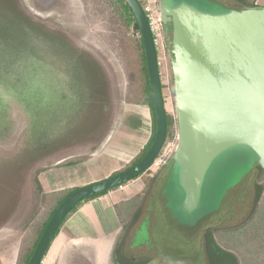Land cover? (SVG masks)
I'll return each mask as SVG.
<instances>
[{"label":"rangeland","instance_id":"1","mask_svg":"<svg viewBox=\"0 0 264 264\" xmlns=\"http://www.w3.org/2000/svg\"><path fill=\"white\" fill-rule=\"evenodd\" d=\"M19 1L21 8L33 20L64 33L78 47L94 55L102 64L109 82L110 106L108 118L101 119L98 129L92 131L90 138L78 135L70 139L75 143L69 147L42 156V145L51 140L53 134L66 135V132L71 131L68 127L73 122L65 120L67 117H74L76 111L74 110L73 114V110H68V104L75 102L74 105L80 106L84 114L88 112L84 103L74 99L77 94L87 91L82 88L78 89L77 94L70 92L71 89L65 85L62 78L61 66L57 64L56 68L53 67V58L48 59L47 80L50 87L48 95L45 96L46 103L35 108L27 130L24 116L27 114L16 115L17 127L12 129V135L8 140L0 141V264H16L23 239L29 234L31 226L44 214L42 194L36 183L39 182V175L45 169L56 166V162L62 159L72 161L79 157L89 158V152L107 132L116 127L125 104L138 92L136 78L132 75L125 55L126 41L137 39L138 35H134L133 30L126 27L109 3L104 0ZM139 1L152 17L160 19L159 0ZM173 1L211 14L223 13L238 2V0ZM249 1L256 3L257 0ZM259 2L264 3V0ZM160 29L158 56L162 58L163 78L165 77V82L172 87L167 52L170 49V39H165V34L170 35V28L164 27L161 23ZM162 87L166 110L173 115L174 105L168 100L167 88L163 84ZM37 95L36 93L35 96ZM93 120L95 118H89L84 123L90 126ZM177 136L175 126V135L164 145L160 153L163 154L160 162L152 171L149 170L150 172L141 176L145 187L139 195L144 201V207L142 210L140 208L133 226L134 230L137 229L136 244L145 245L144 253L150 257L165 253L171 260H190L192 264H241L237 254L222 245H220L223 249L222 257H216L209 235L214 229L239 226L252 214L257 198V186L260 183L257 165L253 157L242 149L219 156L204 168L195 198H192L185 189L180 165L171 161L178 144ZM25 140L33 148L31 153L34 157H31V160L35 162L15 169L12 166L13 162L19 161L25 153ZM5 166L11 168L6 169ZM157 169L159 176L154 179L150 175L158 171ZM40 186L46 193L41 184ZM135 192H122L123 195L127 193L122 198H130ZM135 203H117L113 206V211L116 214L120 211L124 215L132 211V204ZM221 236L225 237L227 234L222 232ZM218 237V233L214 234L215 240ZM55 242L42 264H113L111 251L114 244L101 249L99 246L89 244L73 246L68 242L66 248L60 249Z\"/></svg>","mask_w":264,"mask_h":264},{"label":"water","instance_id":"2","mask_svg":"<svg viewBox=\"0 0 264 264\" xmlns=\"http://www.w3.org/2000/svg\"><path fill=\"white\" fill-rule=\"evenodd\" d=\"M143 42L156 116V135L135 165L102 181L80 187L58 207L28 264H42L70 211L89 197L121 188L146 174L159 159L167 137V110L159 56L145 9L125 0ZM160 19L170 25L167 50L178 144L171 161L183 172L195 198L204 168L234 150H245L264 171V6L204 13L173 0L159 1ZM52 248V247H51ZM192 264L159 257L151 264Z\"/></svg>","mask_w":264,"mask_h":264},{"label":"trees","instance_id":"3","mask_svg":"<svg viewBox=\"0 0 264 264\" xmlns=\"http://www.w3.org/2000/svg\"><path fill=\"white\" fill-rule=\"evenodd\" d=\"M104 1L114 8L126 27L132 29L134 35H138L137 39H128L125 43L127 49L125 55L128 59V65L132 75L136 78L138 87V92L134 93L128 103L148 106L152 114V137L137 158L126 167L129 168L137 164L150 150L156 135V116L143 42L134 14L125 0ZM238 2L245 7L257 6L254 1L238 0ZM50 58L54 60L53 67L56 68L57 64L61 66L60 72L63 74L62 78L64 79L65 85L72 90L68 89L70 92L77 94L78 89L82 88L88 92L79 93L76 95L77 97H74L75 101L84 103L87 106L88 112L84 114V110L80 106L74 105L75 102L68 104V110H73V114L74 110L76 111L74 117H67L65 120L73 122L68 127L71 131L66 132V135L59 133L57 135L53 134V138L42 145V156L55 152L60 148L69 147L75 143H72L70 139H74L78 135L80 137L87 136V138H90L92 131L98 129V123L101 119L108 118V109L110 106L108 95L109 82L102 64L94 55L78 47L64 33L52 30L45 24L33 20L21 8L19 0H0L1 142L8 140L12 135V129L17 127L16 115L27 114L24 115L25 130H27L28 125L32 122L31 116L34 115L35 108L38 105L46 103L45 96L46 94L48 95L50 87L49 81L47 80L48 62ZM36 93L38 94L37 96H35ZM89 118H95V120L93 122L91 121L90 126H87L84 121H88ZM175 126V117L167 112L166 143L174 137ZM32 150L33 148L25 140V153L19 161L13 162L12 166L17 169L18 167L33 164L35 160H31V157H34L31 153ZM5 168L10 169L11 167L5 166ZM256 168L259 171L258 181L261 184L259 183L257 186V198L252 214L239 226L214 229L209 235L212 251L214 255L216 254V257H222L223 249L220 246L222 245L226 249L235 252L241 260V264H264V171L258 165ZM36 183L40 187L39 190L42 194L44 214L31 226L29 234L23 239L16 264L29 263L48 222L60 204L69 195L79 189L72 188L44 193L40 183L38 181ZM115 190L117 189L112 191ZM112 191L89 197L74 207L57 231L54 241L61 233L67 221L80 209L83 203L106 196ZM129 202H136L135 205L132 204V211L126 212L124 215L120 211L118 213L120 221L125 225L130 224L131 221L137 218L142 204V198L140 195H136L132 199L122 202V204ZM238 231H241V233L239 234ZM222 232L226 233L227 236L222 237ZM216 233L219 234L217 240L214 238V234ZM237 256L235 255L234 258L238 259Z\"/></svg>","mask_w":264,"mask_h":264},{"label":"crops","instance_id":"4","mask_svg":"<svg viewBox=\"0 0 264 264\" xmlns=\"http://www.w3.org/2000/svg\"><path fill=\"white\" fill-rule=\"evenodd\" d=\"M255 4L264 6V3H260L259 0ZM163 69L161 67V79ZM121 115L116 127L107 132L96 147H93V150L89 152V158L79 157L72 161H70L71 159H62L56 162V166L45 169L39 175V182L46 193L80 188L102 181L124 170L137 158L152 137L151 111L148 106L126 103ZM162 155L159 157L161 158ZM159 162L158 160L156 164ZM154 167L156 165L150 170L152 171ZM158 175L159 170L150 176L154 178ZM144 187L141 177L106 196L83 203L64 225L54 242L60 249L66 248L68 242L73 246L89 244L99 246L101 249L113 245L117 234L119 235L122 229V222L118 214L114 213L113 206L141 194ZM131 191L135 192L133 196L122 198ZM122 192L127 193L123 195ZM118 198L119 200H115Z\"/></svg>","mask_w":264,"mask_h":264},{"label":"flooded vegetation","instance_id":"5","mask_svg":"<svg viewBox=\"0 0 264 264\" xmlns=\"http://www.w3.org/2000/svg\"><path fill=\"white\" fill-rule=\"evenodd\" d=\"M160 1V0H159ZM244 5L237 2L232 8L229 9H241ZM166 27V26H164ZM170 28V25H169ZM148 198V197H147ZM145 200V199H144ZM144 207V201L141 204V210ZM135 220L131 221L130 224H123L122 229L114 243L111 251V259L113 264H151L154 259L159 257H168V254H157L150 257L145 255V245L136 244V230L133 226ZM158 264H164L162 261Z\"/></svg>","mask_w":264,"mask_h":264},{"label":"built area","instance_id":"6","mask_svg":"<svg viewBox=\"0 0 264 264\" xmlns=\"http://www.w3.org/2000/svg\"><path fill=\"white\" fill-rule=\"evenodd\" d=\"M145 11H146V14H147V17H148V20H149V24H150V27H151V31H152V33L154 35V38H155L156 45L158 47V45H159V39H160L159 37H160V32H161V29H160L161 20L160 19H155L154 17H152L149 14L150 12L148 10H145ZM159 65H160V69H161V67H162V58H160V56H159ZM162 79L161 80H162L163 86L167 88L166 92H167L168 100L170 102L172 101V103L174 105L173 93H172V89H171L172 87H169L168 86L167 81L165 82V77L164 78L162 77ZM173 116L175 117V111L173 112ZM177 138H178V136H177ZM158 160H160V157H159ZM155 165H156V163H155Z\"/></svg>","mask_w":264,"mask_h":264}]
</instances>
